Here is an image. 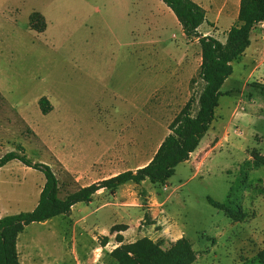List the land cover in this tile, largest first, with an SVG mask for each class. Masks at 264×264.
Returning a JSON list of instances; mask_svg holds the SVG:
<instances>
[{"label":"rangeland","instance_id":"obj_1","mask_svg":"<svg viewBox=\"0 0 264 264\" xmlns=\"http://www.w3.org/2000/svg\"><path fill=\"white\" fill-rule=\"evenodd\" d=\"M34 11L44 14L45 30L31 27ZM255 35L260 32L252 31L251 45L233 62L199 147L165 185L129 182L121 191L124 203L110 205L103 219L90 213L95 198L28 224L17 239L20 264H114L109 253L115 242L104 244L105 237L94 234H116L114 224L127 223L141 234L155 220L151 208L157 218L166 217L163 248L188 239L196 253L192 264H262L257 254L264 247V94L254 84L264 83V61L256 67L264 49ZM219 37L225 40L223 33ZM186 46L182 26L162 0H0V157L21 153L23 146L30 159L51 166L61 198L146 162L117 158L119 122L144 117L148 110L139 108L150 99L167 103L158 112L160 140L191 96L195 114L204 87L197 50L178 65L179 90L152 95L151 88V78L171 72L175 58L182 60L176 53ZM43 96L52 104L46 114L39 104ZM148 125H154L151 119ZM102 130L107 158L90 159L87 141ZM44 182L41 170L17 159L0 167V217L32 211ZM116 191L99 199L117 202ZM208 197L241 208L244 219L229 218Z\"/></svg>","mask_w":264,"mask_h":264},{"label":"trees","instance_id":"obj_2","mask_svg":"<svg viewBox=\"0 0 264 264\" xmlns=\"http://www.w3.org/2000/svg\"><path fill=\"white\" fill-rule=\"evenodd\" d=\"M171 8L182 25L187 38H198L202 60L199 77L204 87L197 99L198 108L193 114L196 99L191 96L169 123L170 132L161 142L151 160L136 170H126L103 180L80 187L66 198L58 195V179L51 166L35 162L19 146L21 153L12 150L0 157V167L12 160H19L25 165L41 170L45 182L40 192L37 205L32 211L7 214L0 217V264H20L17 250L18 235L33 222H44L57 215L67 214L72 206L79 202H90L101 188L115 190L124 183H142L148 179L159 186L166 184L175 174L176 167L187 161L199 147L201 139L209 130L215 118V110L224 92L221 90L226 79L233 73V62L241 59L251 45V34L264 20V0H240L237 20L226 33L225 41L202 35L198 28L204 22L205 9L193 0H163ZM32 28L43 31L46 28L44 16L39 12L30 14ZM255 88L264 94V83H255ZM42 113H49L52 104L45 96L39 100ZM264 165V159H262ZM209 203L221 209L233 220H242L245 213L238 207L235 210L230 203L220 202L208 197ZM127 226L114 225L112 231H121ZM105 241L108 237L105 236ZM116 239L120 245L109 254L114 264H192L196 253L188 239L182 237L163 248L162 240H152L147 236L133 242H123V236ZM259 262L264 264V247L257 254Z\"/></svg>","mask_w":264,"mask_h":264},{"label":"crops","instance_id":"obj_3","mask_svg":"<svg viewBox=\"0 0 264 264\" xmlns=\"http://www.w3.org/2000/svg\"><path fill=\"white\" fill-rule=\"evenodd\" d=\"M200 4L206 12L205 20L204 22L199 26L198 30L202 35H211L214 36L221 41L222 40L219 37V33L224 34V39H226V33L230 29V27L235 23L238 17L239 13V7H240V0H193ZM163 2V0H162ZM165 4V2H163ZM166 5V4H165ZM167 9L169 11H172L170 7L166 5ZM35 12V11H34ZM37 12V11H36ZM173 12V11H172ZM41 13V12H39ZM174 13V12H173ZM42 14V13H41ZM44 16V14H42ZM45 18V16H44ZM177 18V17H176ZM178 20V19H177ZM46 21V18H45ZM179 22V21H178ZM181 25V24H180ZM182 26V25H181ZM46 28H47V22H46ZM183 29V28H182ZM258 30L260 32V37L258 35H255L254 39L257 44L261 45L262 48L264 49V39L262 38V34L259 28L254 29ZM184 32V31H183ZM185 35V33H184ZM186 37V35H185ZM187 46L184 50H179L178 54H181L182 60H176L175 58V67L172 69L171 72L166 73V74H160L157 73L151 78V88L153 90V94H165L168 95L172 91H177L179 90V86L176 83V79L179 77V68L181 63L183 61L188 60L191 58L192 55H190L191 49L197 50L199 54V66L202 60V55H201V46L199 44L198 38H193L189 39L187 38ZM251 43H252V34H251ZM180 61V62H178ZM264 61V54H263V59L259 62V64L256 66L258 67L260 63ZM82 69H85L84 66H82ZM121 72V71H120ZM89 73H92V75H100L102 73L98 72L95 73L94 71ZM110 73V72H109ZM100 77V76H99ZM120 77V76H119ZM102 78H104L102 76ZM152 99H150L148 102H143L140 106V110L143 109V111L148 110L146 112H149L144 115V117L140 116L138 118L133 117L131 120H126L122 119L119 122L118 125V140L116 141L117 146L115 147V153L117 154V158L121 159H130V160H138V159H143L147 158V161L144 163H141L137 166L133 167H128L126 169H122L120 171H117L116 173L111 174L109 177L116 175L120 172L126 171V170H136L144 165H146L151 158L154 156L156 151L158 150L161 142L165 138V136L170 132L168 125L172 121H170L166 125V130L164 136L159 140L158 138V126H159V111L167 110L168 109V104L164 102H150ZM147 105L149 107L147 108ZM145 112V113H146ZM148 119H151L154 123V125H148ZM134 127L137 128L136 131H134V134L132 132L128 131V128ZM153 127V128H152ZM107 130V129H106ZM103 131L100 132L99 134H95L91 138L89 137L87 141V148L85 151L87 152V157L90 159H104L107 158L106 153L109 152L110 148L107 145V137L103 134ZM122 138L129 139L130 140H125L121 141ZM193 154V153H192ZM191 154V156H192ZM190 156V158H191ZM189 158V159H190ZM189 159L187 161H189ZM185 161V162H187ZM197 162H199L197 160ZM105 172V170H104ZM108 178V177H107ZM105 179V178H104ZM103 180V179H101ZM100 181V180H99ZM96 182V181H95ZM94 183V182H93ZM124 183L119 188H117L115 194L118 195L117 202H109L106 201V199H99V197L104 194L106 191H109L106 188H101L97 191V193L94 195L93 199L90 201H94L95 198L98 199V204L94 210H92L90 213L96 214V218H101L102 216H108L109 211L108 207L112 204H123L124 202L121 200V191L123 188L128 187L129 185H133L132 183ZM91 184V183H89ZM87 184V185H89ZM137 185V183H136ZM86 186V185H84ZM83 187V186H82ZM87 202V203H90ZM74 206V205H73ZM72 206V208H74ZM156 209L151 208V215L153 217V221H151L145 229L141 230V234L139 232V228L136 229V224H130V223H125L127 225V228L121 231H114L116 234H94V235H102L103 237L107 236L108 239L105 241L104 244L107 243H112L113 241L115 242V245L113 248L117 247L120 245V242L116 239V236L118 234L123 236V242H133L138 238H141L143 236H147L151 238L152 240H163L164 243L166 244V237H165V230L167 226H164V220L166 217L164 215H159V218H157ZM89 214V213H88ZM163 217V219H162ZM103 219V217H102ZM115 225V224H114ZM161 225V228H159ZM158 227V228H157ZM169 227V226H168ZM105 228V227H104ZM130 229L135 230V234H131Z\"/></svg>","mask_w":264,"mask_h":264},{"label":"built area","instance_id":"obj_4","mask_svg":"<svg viewBox=\"0 0 264 264\" xmlns=\"http://www.w3.org/2000/svg\"><path fill=\"white\" fill-rule=\"evenodd\" d=\"M258 28L260 29L261 31V34H262V38L264 39V20L263 21H260L258 23ZM166 188V187H165Z\"/></svg>","mask_w":264,"mask_h":264}]
</instances>
